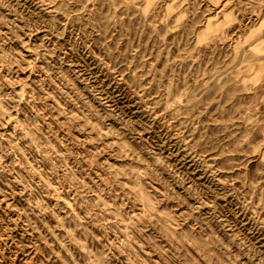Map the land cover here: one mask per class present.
Returning a JSON list of instances; mask_svg holds the SVG:
<instances>
[{"label": "clouds", "instance_id": "9594fccd", "mask_svg": "<svg viewBox=\"0 0 264 264\" xmlns=\"http://www.w3.org/2000/svg\"><path fill=\"white\" fill-rule=\"evenodd\" d=\"M0 212V264H264V0H0Z\"/></svg>", "mask_w": 264, "mask_h": 264}, {"label": "rangeland", "instance_id": "374dc122", "mask_svg": "<svg viewBox=\"0 0 264 264\" xmlns=\"http://www.w3.org/2000/svg\"><path fill=\"white\" fill-rule=\"evenodd\" d=\"M195 174V173H193ZM6 190L11 191V189H7V186L5 185ZM14 201V207H22L26 201H21L20 197H13L11 198L8 203H13ZM4 207H7V203L4 205ZM19 213L12 212L10 215H5L3 212H0V216H2L5 220V229L12 228L14 230V234L16 236V239L23 240L24 239V232H23V226H18L16 223V219ZM31 237H29L30 239ZM30 250V246H29ZM21 256L24 254L21 253ZM21 264H25L24 260H21ZM30 264V262H29Z\"/></svg>", "mask_w": 264, "mask_h": 264}]
</instances>
